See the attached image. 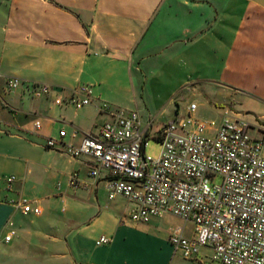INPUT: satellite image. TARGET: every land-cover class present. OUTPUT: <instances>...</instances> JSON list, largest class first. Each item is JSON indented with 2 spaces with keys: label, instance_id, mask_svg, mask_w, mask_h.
<instances>
[{
  "label": "crops",
  "instance_id": "crops-1",
  "mask_svg": "<svg viewBox=\"0 0 264 264\" xmlns=\"http://www.w3.org/2000/svg\"><path fill=\"white\" fill-rule=\"evenodd\" d=\"M167 74L180 91L200 85L213 121L243 118L264 140V0H0V264H153L136 257L133 233L161 217L132 222V205L87 175V157L45 142L64 131L62 144L78 145L132 76ZM7 78L23 85L7 91ZM31 84L51 90L34 96ZM82 84L92 100L76 108L67 99ZM21 199L40 213L23 214ZM101 236L110 242L97 245Z\"/></svg>",
  "mask_w": 264,
  "mask_h": 264
},
{
  "label": "built area",
  "instance_id": "built-area-1",
  "mask_svg": "<svg viewBox=\"0 0 264 264\" xmlns=\"http://www.w3.org/2000/svg\"><path fill=\"white\" fill-rule=\"evenodd\" d=\"M22 85L17 78L5 80L7 91ZM26 86L34 96L51 90L44 84ZM91 100V86L82 84L71 90L67 103L79 108ZM195 109L191 103L184 117L152 131L151 121L143 123L137 111L104 104L100 111L108 119L95 133L73 146L62 144L65 133L60 131L45 146L72 159L87 157V175L106 179L109 199L121 197L132 205L128 213L132 222L146 224L171 215L189 223V236L184 234L185 225L168 234L173 253L192 259L200 248H207L217 264H264V140L251 137L252 125L243 118L225 114L218 123L202 122L192 115ZM39 126L35 121L34 129ZM150 138L160 145L157 157L145 152ZM68 184H79L76 174L68 176ZM16 207L23 214L40 213L24 199ZM13 235L10 231L4 241ZM109 242L101 236L96 244Z\"/></svg>",
  "mask_w": 264,
  "mask_h": 264
},
{
  "label": "rangeland",
  "instance_id": "rangeland-1",
  "mask_svg": "<svg viewBox=\"0 0 264 264\" xmlns=\"http://www.w3.org/2000/svg\"><path fill=\"white\" fill-rule=\"evenodd\" d=\"M177 77L171 74L149 77L146 80L132 76L124 84L118 104H110L112 108L137 111L141 121H151V130L157 131L160 126L167 124L176 117L186 115V108L194 103L200 114L198 121H211L207 115L210 112L198 106L200 102V85L190 84L186 91H180L175 84ZM192 82V81H191ZM177 111V112H175ZM177 113V116L175 115ZM160 145L151 138L147 140L146 154L157 157ZM119 202L118 199H115ZM120 205V204H119ZM185 225V235H189L191 225L184 224L179 218L165 215L158 222L151 224V229L133 233L135 254L139 260L153 264H217L212 258L210 249L200 248L192 259H185L179 253H173L168 244L169 232L177 226Z\"/></svg>",
  "mask_w": 264,
  "mask_h": 264
}]
</instances>
